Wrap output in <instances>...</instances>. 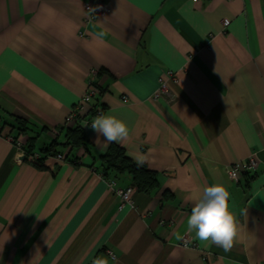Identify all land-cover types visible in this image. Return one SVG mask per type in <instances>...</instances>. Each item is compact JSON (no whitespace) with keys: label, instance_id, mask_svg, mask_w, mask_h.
Masks as SVG:
<instances>
[{"label":"crops","instance_id":"1","mask_svg":"<svg viewBox=\"0 0 264 264\" xmlns=\"http://www.w3.org/2000/svg\"><path fill=\"white\" fill-rule=\"evenodd\" d=\"M89 1L0 0V264H264V0H102L91 19ZM167 71L172 99L155 101ZM99 107L127 124L125 141L97 137ZM76 125L86 144L64 150ZM12 140L33 152L57 140L68 159L17 160ZM112 145L158 180L121 208L99 175ZM253 152L258 168L229 179ZM216 183L239 221L227 252L186 229L192 196Z\"/></svg>","mask_w":264,"mask_h":264},{"label":"clouds","instance_id":"2","mask_svg":"<svg viewBox=\"0 0 264 264\" xmlns=\"http://www.w3.org/2000/svg\"><path fill=\"white\" fill-rule=\"evenodd\" d=\"M87 126V125H86ZM91 129L102 136L106 143L123 142L129 137L127 124L115 115L100 114L91 123ZM137 163H143L142 158ZM194 205L186 220V229L195 238L229 251L239 235V221L230 208V192L220 183L203 188L202 193L192 196ZM92 264H109L97 257Z\"/></svg>","mask_w":264,"mask_h":264},{"label":"built area","instance_id":"3","mask_svg":"<svg viewBox=\"0 0 264 264\" xmlns=\"http://www.w3.org/2000/svg\"><path fill=\"white\" fill-rule=\"evenodd\" d=\"M84 9L89 14V18H94L98 15H101L105 12L104 6L102 4V0H94L89 1L85 4ZM229 24V20L224 19L222 20V25L224 28H226ZM159 87L156 90L155 94L153 95V100L157 101L161 97H166L172 99V93H171V83L177 82V77L172 71H167L165 76H162L159 79ZM96 96V90L92 87V85H89L84 95L81 97L79 102L74 106V108L71 110V112L66 117V124L72 122L73 120L77 119L79 116V112L81 109L84 108V106L91 102V100ZM127 97L124 95L122 96V100L124 102L127 101ZM104 109L103 108H97L95 110V115L98 116L100 114H103ZM10 139H12L10 137ZM16 143L18 153L16 159L19 160L21 156H27L28 159L32 163L39 164L40 161V153L38 152H32L27 153L23 143L18 140H12ZM53 157L57 161H63L65 159V154H56L54 156H46L44 159V162L47 158ZM260 159L256 152H253L250 156L243 160L235 161L232 164H230L226 168V174L229 179L237 182L239 180V175L241 173H247V172H253L258 168ZM101 178H103L108 188L118 197L119 199V207H123L125 204H133V192L134 188L133 186H120L118 182L110 177H105L102 173L99 174ZM183 244L189 245V246H196L197 244L191 240L188 236H185L183 238ZM109 255L112 258H115L114 254L111 251H108Z\"/></svg>","mask_w":264,"mask_h":264},{"label":"trees","instance_id":"4","mask_svg":"<svg viewBox=\"0 0 264 264\" xmlns=\"http://www.w3.org/2000/svg\"><path fill=\"white\" fill-rule=\"evenodd\" d=\"M79 118V116H78ZM16 121L20 125V129L25 127V122L20 118L16 117ZM65 141L61 143V145L65 148H74L79 147L86 144V135L84 133L83 128L80 125L76 126H67L65 129ZM60 143L55 140L52 145L48 148H44L40 153V163L36 164L37 166L44 165V159L46 156H54L56 154H64V151H60L56 148ZM31 145L26 149L27 153H32ZM69 154H65V159H68ZM102 174L105 177H109L108 174L111 171L128 174L132 179L133 188L142 191V192H150L155 189L158 185L157 174L154 170L145 166L144 164H138L135 160L129 157L126 154V151L123 147L118 145L110 146L102 155Z\"/></svg>","mask_w":264,"mask_h":264}]
</instances>
